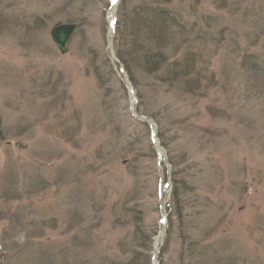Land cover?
<instances>
[{
  "label": "rangeland",
  "instance_id": "obj_1",
  "mask_svg": "<svg viewBox=\"0 0 264 264\" xmlns=\"http://www.w3.org/2000/svg\"><path fill=\"white\" fill-rule=\"evenodd\" d=\"M118 2L0 0V264H264V0L123 1L175 11L165 85Z\"/></svg>",
  "mask_w": 264,
  "mask_h": 264
},
{
  "label": "trees",
  "instance_id": "obj_2",
  "mask_svg": "<svg viewBox=\"0 0 264 264\" xmlns=\"http://www.w3.org/2000/svg\"><path fill=\"white\" fill-rule=\"evenodd\" d=\"M123 1L119 0L118 2L117 16L113 23V38L115 39L116 35L119 36L121 30L122 32L120 33V35L122 33L124 35L126 34L127 39L133 37L130 41L132 45L130 47L134 48V45L136 46V53L134 51L135 54H137L138 50L141 51L140 54H137L141 57V61L139 60V66L142 70L146 71V73L151 74L157 72L156 65L159 66L160 63H163L166 66H170L169 69L167 68L164 73L159 75V77L154 80L156 83H168V80H170L169 76H172L173 78L175 76L182 75L185 79L186 77L184 74L177 73L181 70L176 60L172 61L170 64L168 63L169 57L165 50V47L170 41V38L173 37L171 36L169 29L170 27L173 28L177 25V15L173 8L169 7V5L164 4H152V2H148L146 3V5L135 4L132 6V8H128V4H125ZM166 2L167 1H165L164 3ZM167 33H169L170 35ZM138 39L140 40L138 41ZM112 41L114 55L124 64L126 70L130 72L129 74L131 77L132 73L129 66L130 63L128 62L129 59L131 60L132 58L131 54H133L130 52L131 49H119V47L114 44L113 39ZM184 69L186 70V67H184L182 71H185ZM134 219V236L137 235V237L142 240L143 243H145V241L149 243V241H151L152 235L143 236L139 222L136 221V217H134ZM139 246H141V244H139ZM131 253L132 255L128 257L124 262L117 264H151V255H147L146 257L145 255L140 253L138 249H132Z\"/></svg>",
  "mask_w": 264,
  "mask_h": 264
},
{
  "label": "water",
  "instance_id": "obj_3",
  "mask_svg": "<svg viewBox=\"0 0 264 264\" xmlns=\"http://www.w3.org/2000/svg\"><path fill=\"white\" fill-rule=\"evenodd\" d=\"M77 26L78 25L76 23L57 22L50 28L49 34L51 40L60 53H65L67 51V42L76 30ZM6 143L10 144V141H7ZM13 144L19 145L17 142H13Z\"/></svg>",
  "mask_w": 264,
  "mask_h": 264
}]
</instances>
